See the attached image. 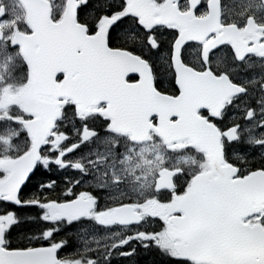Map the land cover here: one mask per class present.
Wrapping results in <instances>:
<instances>
[{
    "label": "snow or ice",
    "instance_id": "1",
    "mask_svg": "<svg viewBox=\"0 0 264 264\" xmlns=\"http://www.w3.org/2000/svg\"><path fill=\"white\" fill-rule=\"evenodd\" d=\"M0 144V264H264V0H0Z\"/></svg>",
    "mask_w": 264,
    "mask_h": 264
},
{
    "label": "trees",
    "instance_id": "2",
    "mask_svg": "<svg viewBox=\"0 0 264 264\" xmlns=\"http://www.w3.org/2000/svg\"><path fill=\"white\" fill-rule=\"evenodd\" d=\"M53 178H56V177L54 176ZM0 206L2 207L3 205H0ZM151 259H152L151 257L147 258L148 261H150ZM124 264H126V262H124ZM141 264H146V261L143 258L141 259Z\"/></svg>",
    "mask_w": 264,
    "mask_h": 264
},
{
    "label": "flooded vegetation",
    "instance_id": "3",
    "mask_svg": "<svg viewBox=\"0 0 264 264\" xmlns=\"http://www.w3.org/2000/svg\"><path fill=\"white\" fill-rule=\"evenodd\" d=\"M5 147L0 144V150H3ZM70 174V173H69Z\"/></svg>",
    "mask_w": 264,
    "mask_h": 264
},
{
    "label": "rangeland",
    "instance_id": "4",
    "mask_svg": "<svg viewBox=\"0 0 264 264\" xmlns=\"http://www.w3.org/2000/svg\"><path fill=\"white\" fill-rule=\"evenodd\" d=\"M1 145H3V144H1ZM4 147H7L6 145H3ZM1 207V206H0Z\"/></svg>",
    "mask_w": 264,
    "mask_h": 264
}]
</instances>
